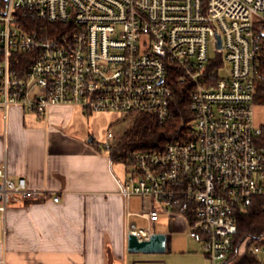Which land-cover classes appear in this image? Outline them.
<instances>
[{
    "label": "built area",
    "instance_id": "1",
    "mask_svg": "<svg viewBox=\"0 0 264 264\" xmlns=\"http://www.w3.org/2000/svg\"><path fill=\"white\" fill-rule=\"evenodd\" d=\"M263 66L264 0H0L4 111L45 119L71 106L162 123L174 84L190 87L192 137L128 152L118 193L152 201L141 213L152 223L160 211L181 217L209 264H231L237 216L264 196V128L254 122ZM44 194L0 165V220L10 197ZM251 253L264 261V247Z\"/></svg>",
    "mask_w": 264,
    "mask_h": 264
},
{
    "label": "crops",
    "instance_id": "2",
    "mask_svg": "<svg viewBox=\"0 0 264 264\" xmlns=\"http://www.w3.org/2000/svg\"><path fill=\"white\" fill-rule=\"evenodd\" d=\"M77 112L87 115L71 106L52 107L45 119L0 109V165L9 179L45 192L8 199L0 264H209L181 217L160 211L152 223L141 216L152 201L119 195L125 179L104 149L71 127ZM131 229L165 235L164 252L128 253Z\"/></svg>",
    "mask_w": 264,
    "mask_h": 264
},
{
    "label": "trees",
    "instance_id": "3",
    "mask_svg": "<svg viewBox=\"0 0 264 264\" xmlns=\"http://www.w3.org/2000/svg\"><path fill=\"white\" fill-rule=\"evenodd\" d=\"M264 69V66H263ZM176 76V74H175ZM170 109L173 117L160 123L149 114L134 115L132 126L119 136L113 146L103 148L113 162L127 165L128 152H161L167 145L185 142L192 137L190 130L194 115L190 111V87L174 84ZM256 103L264 105V81L258 86ZM91 144L98 149L97 145ZM255 246L264 247V196L252 199L251 205L237 216L234 249L229 256L232 264H264L251 253ZM243 248L241 255H238Z\"/></svg>",
    "mask_w": 264,
    "mask_h": 264
},
{
    "label": "rangeland",
    "instance_id": "4",
    "mask_svg": "<svg viewBox=\"0 0 264 264\" xmlns=\"http://www.w3.org/2000/svg\"><path fill=\"white\" fill-rule=\"evenodd\" d=\"M210 52L212 55L214 54L213 49H211ZM134 115L138 114L108 111L83 115L81 112H77V115L73 117L71 127L79 131L82 136H86L87 141L91 139V142L103 149L105 146L115 145L119 136L132 126ZM254 122L256 126L264 128V105L257 104L254 108ZM108 131L113 135V139L111 140L106 138ZM112 165L115 167L118 175L125 179L128 166L122 162H113ZM192 242L193 247L203 253L200 244L195 243L194 241ZM242 250L243 248L239 249V256L241 255Z\"/></svg>",
    "mask_w": 264,
    "mask_h": 264
},
{
    "label": "water",
    "instance_id": "5",
    "mask_svg": "<svg viewBox=\"0 0 264 264\" xmlns=\"http://www.w3.org/2000/svg\"><path fill=\"white\" fill-rule=\"evenodd\" d=\"M92 140L89 139L90 143ZM127 252L141 254H161L165 250L166 236L158 233H151L148 239H138L136 235H127Z\"/></svg>",
    "mask_w": 264,
    "mask_h": 264
}]
</instances>
